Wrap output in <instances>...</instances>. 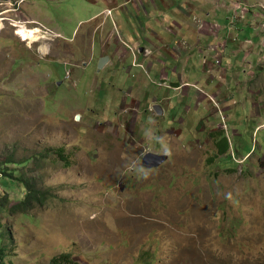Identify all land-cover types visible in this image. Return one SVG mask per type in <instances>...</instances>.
Returning a JSON list of instances; mask_svg holds the SVG:
<instances>
[{"label": "rangeland", "instance_id": "374dc122", "mask_svg": "<svg viewBox=\"0 0 264 264\" xmlns=\"http://www.w3.org/2000/svg\"><path fill=\"white\" fill-rule=\"evenodd\" d=\"M7 1L17 0L0 10ZM133 2L28 0L11 18L53 31L47 54L0 31L4 262L264 264V70L232 63L204 86L196 57L184 79L198 83L174 87L179 60L159 57L154 71L157 57L132 44L151 32L170 41L162 25L174 12L147 7L146 16ZM146 152L167 159L145 168ZM20 179L48 193L11 211Z\"/></svg>", "mask_w": 264, "mask_h": 264}, {"label": "crops", "instance_id": "0c3cea01", "mask_svg": "<svg viewBox=\"0 0 264 264\" xmlns=\"http://www.w3.org/2000/svg\"><path fill=\"white\" fill-rule=\"evenodd\" d=\"M144 1L148 4L145 5ZM156 1H160L161 5H156ZM156 1L139 0V6L135 2L130 4H135L133 10L136 13L142 11L146 16L148 15L147 7L153 10L170 8L169 11L174 12L172 21L166 19L162 27L172 36V39L169 41L161 34L156 35L155 32H151L154 40L147 37L143 40L132 39V44L138 46H133L137 48L136 50L131 45H127L133 53H135L134 50L140 51L141 58L145 60L157 57L155 61H152L153 63L149 62L148 68L154 71H156V61H160L159 57L165 60H179V65L171 70L180 81L174 83V87L187 83L189 87L194 88L193 86L198 83L184 79L187 77V72L194 68L192 61L196 57L202 61L204 73H209L202 81L204 86L213 82L211 79L215 78V75L218 79L225 78L232 63L242 68L243 73L247 72L250 75L264 70L263 60H261L264 57V0ZM115 6L117 7L116 4ZM236 14L239 18L233 21L232 17ZM12 37L16 39L15 36ZM260 46L263 49H260ZM5 48L8 47L5 46ZM126 49L127 47L123 57L129 54ZM238 53L243 55L240 61L235 60ZM0 63H2V57H0ZM262 64L263 66H260ZM180 67L184 79L182 82L181 71H178ZM211 73L214 76H210ZM216 85H225V83L217 82Z\"/></svg>", "mask_w": 264, "mask_h": 264}, {"label": "built area", "instance_id": "2783aa9c", "mask_svg": "<svg viewBox=\"0 0 264 264\" xmlns=\"http://www.w3.org/2000/svg\"><path fill=\"white\" fill-rule=\"evenodd\" d=\"M27 1L28 0H17L16 2L7 1L6 9L0 10V31L6 28L12 29L14 36H17L20 42L25 43L28 48L37 46L41 52H43L41 50L42 47L46 48V51H49L51 42L57 37L53 31L48 30L47 27L36 21H21L11 18V14L15 17H19L20 14H23L22 9ZM3 5L4 3H1L0 8L3 7ZM238 18L239 16L237 14L232 17L233 21ZM22 32H25L26 36H22ZM216 62H218V60H216Z\"/></svg>", "mask_w": 264, "mask_h": 264}, {"label": "trees", "instance_id": "16d2710c", "mask_svg": "<svg viewBox=\"0 0 264 264\" xmlns=\"http://www.w3.org/2000/svg\"><path fill=\"white\" fill-rule=\"evenodd\" d=\"M55 153L61 160H64L62 155L63 150L61 148L55 150ZM1 171L2 172H0V174L3 173V170ZM20 181L23 185L24 192L22 195H20L21 198L18 204H16V206H14L13 208H11V211H15L17 209H25L29 204L35 202L42 203V201L46 199L48 192H44L39 189H36L33 184L25 180L20 179ZM3 258H4L3 247H0V264H6ZM48 264H71V260L69 259V254H60L58 256L53 257Z\"/></svg>", "mask_w": 264, "mask_h": 264}, {"label": "water", "instance_id": "95a60500", "mask_svg": "<svg viewBox=\"0 0 264 264\" xmlns=\"http://www.w3.org/2000/svg\"><path fill=\"white\" fill-rule=\"evenodd\" d=\"M106 62L105 59H103L100 62V67L104 65ZM154 114H161L162 111L160 110V106L157 104H153L150 109ZM75 120H79V115L75 116ZM167 159L166 154H157V153H151V152H146L143 157H142V166L145 168H153L157 167L161 163H163Z\"/></svg>", "mask_w": 264, "mask_h": 264}, {"label": "bare ground", "instance_id": "6f19581e", "mask_svg": "<svg viewBox=\"0 0 264 264\" xmlns=\"http://www.w3.org/2000/svg\"><path fill=\"white\" fill-rule=\"evenodd\" d=\"M21 34H22V36H26L25 32H22ZM41 50H42L44 53H46V54L48 53V51H46V48H44V47H42Z\"/></svg>", "mask_w": 264, "mask_h": 264}]
</instances>
